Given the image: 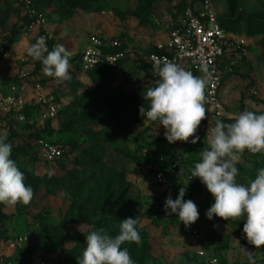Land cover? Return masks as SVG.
I'll use <instances>...</instances> for the list:
<instances>
[{
	"label": "rangeland",
	"instance_id": "1",
	"mask_svg": "<svg viewBox=\"0 0 264 264\" xmlns=\"http://www.w3.org/2000/svg\"><path fill=\"white\" fill-rule=\"evenodd\" d=\"M205 1L0 0V135H7L11 158L34 191L27 206L0 204V264H78L87 234L104 228L115 237L129 217L139 218L141 244L122 248L136 264H207L184 224L164 211L166 198L175 200L185 185L184 199L199 211L194 224L205 255L249 264L251 251L255 264H264V247L247 242L244 220L207 218L214 197L190 175L209 126L232 123L244 110L264 113V0H209L228 34L230 59L221 108L205 104L196 144L193 137L169 143L163 126L139 113L149 106L142 94L158 79L148 72V53L168 42L187 9ZM41 36L49 51L62 44L71 53L70 80L45 76L42 63L27 54ZM92 36L119 40L118 69L80 68ZM11 98H23L24 105H6ZM51 106L55 117L48 115ZM41 139L61 145L63 157L46 162ZM236 166L237 182L247 184L264 167V154L245 151Z\"/></svg>",
	"mask_w": 264,
	"mask_h": 264
},
{
	"label": "clouds",
	"instance_id": "2",
	"mask_svg": "<svg viewBox=\"0 0 264 264\" xmlns=\"http://www.w3.org/2000/svg\"><path fill=\"white\" fill-rule=\"evenodd\" d=\"M27 54L42 63L45 76L59 83L71 79V53L62 44L54 45L49 51L46 38L41 36L27 49ZM152 72L158 79L142 94L149 106L146 110L142 105L140 115L162 125L169 143L189 142L193 137L190 142L196 144L200 140L196 135L198 127L207 118L206 88L212 72L207 65H201L202 75L197 76L168 60H156ZM7 140L6 134L0 135V204L27 206L33 200L34 191L25 184L24 173L11 158L13 146ZM245 151L264 154V113L244 110L232 123L217 120L214 126H209L206 145L199 151V162L194 164L190 175L191 179L199 178L214 197V203L206 211L207 218L244 220L243 234L247 242L259 249L264 247V167L247 184L237 182L236 165ZM187 190V185L181 187L177 198L173 200L169 195L164 204L166 217L175 214L185 227L199 219L197 205L184 199ZM138 221L139 218L131 217L121 221L120 232L115 237L104 228L91 231L86 235V247L78 257V264H136L122 245L125 242L141 244ZM247 255L249 264H255L251 251Z\"/></svg>",
	"mask_w": 264,
	"mask_h": 264
},
{
	"label": "built area",
	"instance_id": "3",
	"mask_svg": "<svg viewBox=\"0 0 264 264\" xmlns=\"http://www.w3.org/2000/svg\"><path fill=\"white\" fill-rule=\"evenodd\" d=\"M30 4L31 0H22ZM119 40L92 36L77 62L85 72L100 70L103 72L118 69L123 53L120 51ZM230 59V41L226 30L221 26L210 1L206 0L196 10L187 9L182 24L179 28L172 30L166 44L153 48L147 56L148 72L153 75L152 65L156 60L172 61L194 75H202L201 65H207L212 72V80L206 88V106L212 109H220V92L222 89L225 70ZM6 105L22 107L23 98H11ZM57 108L51 106L48 111L50 117L57 115ZM38 149L41 157L49 163L55 162L63 157L62 146L57 143L48 142L44 139L38 141ZM176 168V166H175ZM157 179L164 182V174L159 173ZM183 232L194 241V246L199 249V254L207 259V264H228L218 256L205 255L200 243L202 234L200 229L192 224L189 227L183 225Z\"/></svg>",
	"mask_w": 264,
	"mask_h": 264
}]
</instances>
